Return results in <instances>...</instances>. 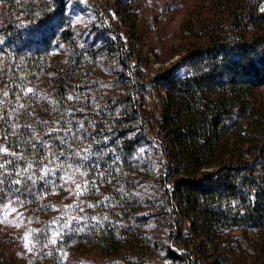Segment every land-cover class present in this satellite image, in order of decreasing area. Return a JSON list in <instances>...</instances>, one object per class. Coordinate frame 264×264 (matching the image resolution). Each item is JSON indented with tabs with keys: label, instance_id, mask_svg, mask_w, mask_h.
Listing matches in <instances>:
<instances>
[{
	"label": "trees",
	"instance_id": "obj_1",
	"mask_svg": "<svg viewBox=\"0 0 264 264\" xmlns=\"http://www.w3.org/2000/svg\"><path fill=\"white\" fill-rule=\"evenodd\" d=\"M17 10L28 14L17 27L10 16L4 34L18 45L5 44L7 65H0L7 93L0 210L15 205L28 214L34 264H60L73 244L90 243L98 222L67 220L61 183L74 172L87 181L85 199L94 210L103 204L111 220L110 204L130 213L98 245L118 256L124 237L141 226V201L125 195L137 188L142 140L161 152L167 213L198 227L213 264H264V0H201L187 9L180 28L184 73L175 65L157 76L164 102L151 118L138 104L134 53L123 37L108 40L103 28L96 29L102 43L85 40L60 0L22 1ZM126 12L119 18L135 30L136 14ZM104 65L127 93L104 92ZM10 245L0 238V264L11 263Z\"/></svg>",
	"mask_w": 264,
	"mask_h": 264
},
{
	"label": "rangeland",
	"instance_id": "obj_2",
	"mask_svg": "<svg viewBox=\"0 0 264 264\" xmlns=\"http://www.w3.org/2000/svg\"><path fill=\"white\" fill-rule=\"evenodd\" d=\"M22 1L39 3L54 0H0V65L4 67L7 65V58L2 48L9 41L8 36L4 34V28L10 24L12 18L14 26L22 25L24 21L22 17H27L28 14L26 11L18 13V5H21ZM60 1L66 7L65 15L72 20L85 40L102 43V38L96 37V29L104 28L109 29L106 36L108 40L121 36L126 46L132 47L134 58L131 61V71L141 85L140 91L136 94L138 104L145 109L146 117L158 116L161 106L163 107L164 93L154 87L155 79L163 70L173 69L175 65H177L178 73H184L183 65L180 63L184 56V50L180 46V28L187 9L201 0ZM126 10L136 14L137 28L135 30L128 28L119 18L120 15V17L128 16L129 13ZM7 13H9L8 16H6ZM125 33L130 36L129 45ZM10 44L15 47L18 41L9 42L8 45ZM102 67L105 74L103 78L107 83L104 92L113 96H117L118 93H127V90L116 83H111L112 71L105 65ZM6 101L7 93L0 80V117ZM151 133L149 130V135ZM155 135L153 133L151 138ZM160 153L155 144L145 140L140 142L136 150L135 158L139 160L141 175L138 172L135 192L129 191L125 197L131 202L136 198L141 201V210L137 214L141 226L136 234L124 237L126 238L122 242L124 246H121L120 253L116 257L109 256L107 251L99 247V242L108 231L107 229L115 225L124 227L130 213L124 208L110 204L114 217L112 220L108 219L101 210L103 204L97 205L101 207L94 210L88 202L90 200L85 199L88 193L87 181H84L80 172L64 176L61 187L66 191L69 199L66 204V209L70 210L68 222L74 223L75 220H80L99 224L97 223L89 234L90 243H75L71 248L63 251L60 264H213L215 262L216 256L210 245L201 238L202 234L198 227L192 228L191 220L179 215L170 216L167 213L159 176L163 173ZM105 195L104 192L102 196ZM100 200L102 202L104 198ZM4 236L11 240L12 264H34L35 245L32 241L30 220L22 208L8 205L0 210V238ZM171 252L183 259H172Z\"/></svg>",
	"mask_w": 264,
	"mask_h": 264
},
{
	"label": "snow or ice",
	"instance_id": "obj_3",
	"mask_svg": "<svg viewBox=\"0 0 264 264\" xmlns=\"http://www.w3.org/2000/svg\"><path fill=\"white\" fill-rule=\"evenodd\" d=\"M0 167H2V165H0ZM17 183H19V181H17Z\"/></svg>",
	"mask_w": 264,
	"mask_h": 264
}]
</instances>
